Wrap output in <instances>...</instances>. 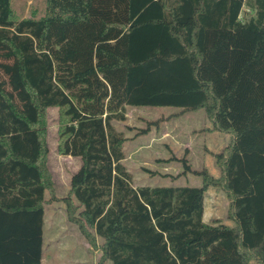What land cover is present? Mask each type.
<instances>
[{
    "label": "trees",
    "instance_id": "trees-1",
    "mask_svg": "<svg viewBox=\"0 0 264 264\" xmlns=\"http://www.w3.org/2000/svg\"><path fill=\"white\" fill-rule=\"evenodd\" d=\"M126 105L203 108L231 134L220 179L181 157L199 186L135 187ZM52 106L58 152L80 158L66 214L101 239L99 264H264V0H45L20 18L0 0V264H42ZM210 186L234 225L203 220Z\"/></svg>",
    "mask_w": 264,
    "mask_h": 264
},
{
    "label": "rangeland",
    "instance_id": "rangeland-1",
    "mask_svg": "<svg viewBox=\"0 0 264 264\" xmlns=\"http://www.w3.org/2000/svg\"><path fill=\"white\" fill-rule=\"evenodd\" d=\"M17 17L43 15L45 0H11ZM125 120L114 121L126 139L123 164L135 187L142 185L199 186L202 177L191 170L205 169L215 179L221 170L215 154L229 142L231 134L206 130L210 122L203 108L182 110L174 106H125ZM58 108L46 109V166L52 180V191H45L42 241V264H99L101 239L91 244L66 214L62 198L69 190V180L80 165V158L60 154L57 150ZM156 124H149L151 121ZM141 129H146L144 133ZM184 157L191 170L183 173ZM203 220L218 219L234 225L230 197L221 187L210 186L204 197ZM102 264H111L104 260ZM248 264H258L251 258Z\"/></svg>",
    "mask_w": 264,
    "mask_h": 264
},
{
    "label": "crops",
    "instance_id": "crops-1",
    "mask_svg": "<svg viewBox=\"0 0 264 264\" xmlns=\"http://www.w3.org/2000/svg\"><path fill=\"white\" fill-rule=\"evenodd\" d=\"M205 206V205H204ZM204 210H205V208H204ZM203 216H204V213H203Z\"/></svg>",
    "mask_w": 264,
    "mask_h": 264
}]
</instances>
